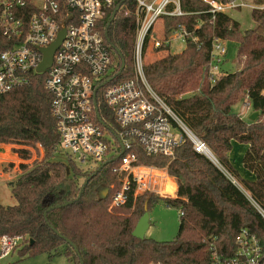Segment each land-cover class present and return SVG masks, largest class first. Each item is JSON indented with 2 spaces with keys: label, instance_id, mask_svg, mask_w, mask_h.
Wrapping results in <instances>:
<instances>
[{
  "label": "trees",
  "instance_id": "obj_1",
  "mask_svg": "<svg viewBox=\"0 0 264 264\" xmlns=\"http://www.w3.org/2000/svg\"><path fill=\"white\" fill-rule=\"evenodd\" d=\"M58 1L65 7V0ZM118 3L121 8L108 27ZM181 6L185 15H165L161 32L155 25L147 36L143 46L145 75L237 183L195 150L190 140L177 148L173 158L148 155L134 143L138 163L166 167L176 178L177 194L135 196L132 192L126 204L110 208V199L122 183V174L113 171L119 159L108 160L100 170L99 166L87 171L69 157L59 158L60 135L51 111L52 95L45 87V74H36L30 85L0 94V143L11 144L21 159V173L10 183L17 204L0 203V238L20 237L17 252L21 258L62 253L69 264H207L212 247L224 256L234 253L236 236L243 227H253L264 240V220L243 191L264 207V9L252 11L257 26L242 33L237 20L226 13L212 14L204 0H181ZM136 11L135 0H117L100 20V30L117 63L116 81L134 77ZM179 25L186 27L190 36L181 52L172 53L166 41ZM214 37L237 42L238 60L244 65L212 84L206 66ZM157 40L161 41L159 47ZM117 50L125 61L123 69ZM201 82L205 85L199 88ZM245 97L252 109L259 111L255 121H246L233 111ZM98 102L101 115L107 109L112 120L113 110L102 99ZM234 141L248 145L242 162L252 178L242 176L230 160ZM40 147L44 156L28 162L33 158L32 149L39 151ZM172 188L168 186V190ZM160 201L180 211L177 236L170 241L134 237L145 205L150 209Z\"/></svg>",
  "mask_w": 264,
  "mask_h": 264
},
{
  "label": "built area",
  "instance_id": "obj_2",
  "mask_svg": "<svg viewBox=\"0 0 264 264\" xmlns=\"http://www.w3.org/2000/svg\"><path fill=\"white\" fill-rule=\"evenodd\" d=\"M116 1L65 0V7H61L58 0H0V94L24 88L32 83L34 75L45 74L44 84L52 95L51 111L60 135L59 155L71 158L84 170H95L108 160L119 159L113 171L122 174V183L110 199V208L126 204L132 192L135 196L162 194L157 185L167 179V170L139 164L134 143L151 156L173 158L185 140H190L198 152L205 155H208L205 149L210 152L155 92L145 75L144 42L165 15L186 14L181 0H135L134 77L119 81L114 75L117 63L99 26L105 10ZM204 2L212 14H230L240 8L264 9V3L250 0ZM64 27L66 34L54 53L52 65L44 73L38 72L43 60L41 49L50 46ZM173 34L186 43L190 31L179 25ZM171 36L166 41L168 45ZM160 45L157 40L156 47ZM227 55L226 40L214 37L206 66L210 83H216L227 73L224 69ZM98 98L113 110L112 120L107 109L101 115ZM250 107L247 97L244 108ZM208 156L237 183L212 153ZM243 191L264 220V207ZM235 242L236 250L230 256L212 247L207 264H264V240L253 227H243ZM20 243V237L2 236L0 261L17 251Z\"/></svg>",
  "mask_w": 264,
  "mask_h": 264
},
{
  "label": "rangeland",
  "instance_id": "obj_3",
  "mask_svg": "<svg viewBox=\"0 0 264 264\" xmlns=\"http://www.w3.org/2000/svg\"><path fill=\"white\" fill-rule=\"evenodd\" d=\"M250 1H256V0H250ZM251 13L252 10L250 8H240L237 10H232L229 15H231L235 20H237L240 23L241 32L244 33L246 30L253 29L257 26L255 25ZM161 21L162 20L160 19L156 23V28L158 29L159 32H161ZM171 37L172 40H171L170 52L172 53L181 52L185 48L186 43L180 39L175 38L174 34ZM226 45L228 48V55L224 63V69L227 72H234L242 68L244 65L243 61L241 62L238 60L239 44L235 41L227 40ZM158 56H159L158 54L147 56L145 58V61L147 62L148 60H152L154 58H157ZM204 85H205L204 82H201L199 88L204 87ZM245 99L246 97L242 101L236 103L233 106V111L236 114L240 115L244 120L250 121V116L253 113V109L251 107L250 109L244 108ZM12 148L13 146L11 144L0 143V203L5 206L17 204V200L12 195L10 183L15 181L21 173L19 169L21 159L20 158L18 159V156L15 155V153H13ZM240 148H235L234 150L236 154V156L234 155L235 162H237L236 158L239 160V162L241 161ZM32 152H33V158L28 162H32V160H35L37 158L39 159V157L42 158L44 156V150L42 149V147L39 148V151L33 148ZM65 157L66 156L64 154L59 156L61 160H65ZM12 163L14 164L13 166H11ZM87 166L88 165H85V167ZM155 167L167 170L166 167H158V166ZM163 182L161 183L159 182L157 185V189L160 186L158 190H160L163 195L159 193L157 194L154 193V194L156 196H161V197H175L176 194L174 195L172 193L174 189L167 191L166 188H162ZM149 214H150V227L147 231L146 237L153 238L158 241H170L177 236L180 226V211L177 207L167 206L160 201L150 207ZM0 264H69V261L68 258L62 253L57 254L53 257H50L49 254L45 253V254H39L31 258H21L18 252L14 251L11 254H9L7 257L3 258L0 261Z\"/></svg>",
  "mask_w": 264,
  "mask_h": 264
},
{
  "label": "water",
  "instance_id": "obj_4",
  "mask_svg": "<svg viewBox=\"0 0 264 264\" xmlns=\"http://www.w3.org/2000/svg\"><path fill=\"white\" fill-rule=\"evenodd\" d=\"M121 5L122 3H118L113 11V14L111 16V19L109 21V24H108V27L110 26L111 22L113 21V19L115 18L116 16V13L119 11V9L121 8ZM106 35H108V28L106 29ZM65 34H66V28L64 27L60 34H59V37L48 47L46 48H42L41 51L43 53V60L42 62L40 63L39 67H38V72H41V73H44L51 65H52V62H53V56H54V53L56 51V49L60 46V44L62 43V41L64 40V37H65ZM118 54L122 57V69L124 68L125 66V61L123 59V56H122V53L117 50ZM98 110V108H97ZM99 116V114H98ZM259 116V111H254L251 116H250V120L251 121H255L257 119V117ZM99 118L101 119V117L99 116ZM211 152V151H210ZM212 153V152H211ZM213 154V153H212ZM208 156V155H207ZM209 157V156H208ZM210 158V157H209ZM112 162L115 161V159H112L111 160ZM106 163L100 165L99 167V170L101 168L104 167ZM91 177H89L90 179ZM88 179V180H89ZM88 180L85 181L84 185H83V188L81 190V193L79 194V197L81 196L82 194V191L83 189L85 188V186L87 185L88 183ZM107 192V191H106ZM107 194V193H105ZM104 194V195H105ZM54 208V207H52ZM50 208V209H52ZM49 209V210H50ZM47 214V213H46ZM150 227V214H149V209H148V205L146 204L145 205V212L144 214L141 216V218L139 219L134 231H133V236L138 238V239H144L146 237V234H147V231ZM63 237V235H62ZM65 238V237H63ZM71 245L74 246V248L76 249V251H78L77 247L75 246L74 243H71V241L67 238H65Z\"/></svg>",
  "mask_w": 264,
  "mask_h": 264
},
{
  "label": "crops",
  "instance_id": "obj_5",
  "mask_svg": "<svg viewBox=\"0 0 264 264\" xmlns=\"http://www.w3.org/2000/svg\"><path fill=\"white\" fill-rule=\"evenodd\" d=\"M177 39H179V38H177ZM170 47H171V41H170ZM253 112H254V110H253ZM235 148H240L241 149L240 150L241 151V161L240 162H239V160L237 158H236L237 162L234 161V155L236 156V154L234 152ZM247 148H248V145L247 144H243V143H239L237 141H234L233 142V149L229 152V156H230V160H231L232 164L241 173L242 176L248 177V178H252L253 176L251 175L250 172H248L247 170H245V168L243 167V162H242L244 153L247 150ZM15 155H17V154L15 153ZM18 159H19V156H18ZM165 180H167V181H164L163 182L162 188H166L167 191H170V190H168V186L170 185L171 187L174 188V190H173L172 193L174 195L177 194L178 184H177L176 178L173 177V176H171V175H169L168 170H167V179H165ZM159 188H160V186H159Z\"/></svg>",
  "mask_w": 264,
  "mask_h": 264
},
{
  "label": "bare ground",
  "instance_id": "obj_6",
  "mask_svg": "<svg viewBox=\"0 0 264 264\" xmlns=\"http://www.w3.org/2000/svg\"><path fill=\"white\" fill-rule=\"evenodd\" d=\"M204 151H205V153L208 154V155L211 153V152L208 151V149H205Z\"/></svg>",
  "mask_w": 264,
  "mask_h": 264
}]
</instances>
